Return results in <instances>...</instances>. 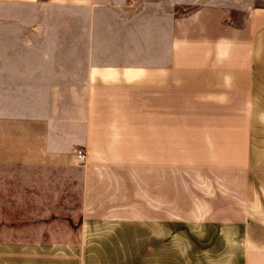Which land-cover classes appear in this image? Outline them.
Wrapping results in <instances>:
<instances>
[{"label":"crops","instance_id":"crops-1","mask_svg":"<svg viewBox=\"0 0 264 264\" xmlns=\"http://www.w3.org/2000/svg\"><path fill=\"white\" fill-rule=\"evenodd\" d=\"M52 1L86 15L85 40L26 44L24 120L0 59V211L16 164L29 183L0 264H264V7ZM63 50L69 75L48 68Z\"/></svg>","mask_w":264,"mask_h":264},{"label":"rangeland","instance_id":"rangeland-1","mask_svg":"<svg viewBox=\"0 0 264 264\" xmlns=\"http://www.w3.org/2000/svg\"><path fill=\"white\" fill-rule=\"evenodd\" d=\"M128 1L132 4V1ZM208 2L223 4L228 10V16L232 19L236 17L238 20L247 8L264 7V0H176L175 14L188 12L195 6ZM234 12L235 16H233ZM83 20L85 22L86 15L78 18L77 9L69 3H56L52 0H0V59L14 61L13 67H9V70L14 74L13 108L16 118L26 119V56L31 52H38L37 49L26 51V44L58 43L69 47L72 43L85 40L84 33L81 35L79 31L81 30L79 24H82ZM70 53V50L59 51L58 59H61L59 64L53 65L52 62L48 68L53 66L63 75H69L72 71ZM50 58H54V55ZM49 109L53 108L50 106ZM67 114L71 115V113ZM22 130L26 131L25 123L16 122V133ZM19 140L16 138V141ZM13 170L14 175L9 178L7 184L15 189V208L0 211L4 218L8 215L7 219L10 221L8 226L0 225V234L3 235L4 232L12 237H26V185L29 184L26 182V165L16 164ZM37 170L42 171L35 172ZM29 172L31 179L28 180L34 186L44 184V177L50 173L38 168H32ZM52 173L55 175L54 171ZM76 176V173H72L75 180L72 183L74 188ZM72 199V203L75 204L76 196L72 195ZM74 213L75 211L72 212V217Z\"/></svg>","mask_w":264,"mask_h":264},{"label":"built area","instance_id":"built-area-1","mask_svg":"<svg viewBox=\"0 0 264 264\" xmlns=\"http://www.w3.org/2000/svg\"><path fill=\"white\" fill-rule=\"evenodd\" d=\"M75 157L78 160H82L84 158V152H82L81 150H76L75 151Z\"/></svg>","mask_w":264,"mask_h":264}]
</instances>
